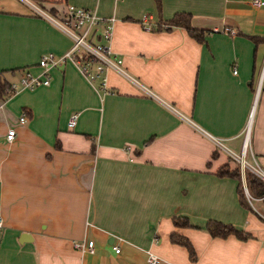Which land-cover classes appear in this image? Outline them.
I'll return each instance as SVG.
<instances>
[{
  "label": "crops",
  "instance_id": "crops-1",
  "mask_svg": "<svg viewBox=\"0 0 264 264\" xmlns=\"http://www.w3.org/2000/svg\"><path fill=\"white\" fill-rule=\"evenodd\" d=\"M250 1L0 0V72L48 78L0 99V264H146V252L156 264H264V197L248 194L229 154L245 138L244 160L264 172V0ZM65 5L114 19L109 46L130 79L107 70L100 92L70 61L41 74L40 56L71 40L34 9ZM177 12L201 41L167 25ZM223 165L237 178L217 175ZM207 220L249 238L211 237Z\"/></svg>",
  "mask_w": 264,
  "mask_h": 264
},
{
  "label": "built area",
  "instance_id": "built-area-1",
  "mask_svg": "<svg viewBox=\"0 0 264 264\" xmlns=\"http://www.w3.org/2000/svg\"><path fill=\"white\" fill-rule=\"evenodd\" d=\"M250 4L259 5V0H251ZM35 13L44 16L49 23L55 28L60 30L70 40L71 44L69 48L61 55L55 56L52 53H45L40 56L38 60V66L42 69L41 74L45 73L50 67L59 66L65 61H70L78 69L80 74L90 84H94L96 90L100 92L106 91L105 72L112 70L119 75L130 79L121 68V59L113 53L110 49V39L112 34V24L114 19L101 18L95 14L94 11L75 7L72 5H65L63 10L59 13L45 14L40 10L34 9ZM149 16L142 15L140 19L141 27L145 30H150V24L148 23ZM215 31V29H213ZM225 32L227 29H222ZM228 33H233L228 30ZM48 84V78L44 76H31L24 74L17 80L8 81V88L6 91V97L18 92L22 89H33L38 86H46ZM3 105V101H0V108ZM76 114H71L67 120V125L72 126L74 124ZM19 122L24 121L23 115L18 117ZM247 133V132H246ZM245 133V137H246ZM14 137V130L7 128L4 134V139L7 142H11ZM216 145L218 141L214 139ZM219 145V144H218ZM245 152V138L241 147L239 155H231L237 163L240 170V174L243 177L245 172L251 173L258 177L264 183V172L259 169L255 163H248L244 160ZM1 226V220H0ZM74 248L82 253L92 254L94 248L92 244L86 243H74ZM114 253H118L119 249L115 245L112 247ZM158 258L152 253L146 252L145 262L146 264H156Z\"/></svg>",
  "mask_w": 264,
  "mask_h": 264
},
{
  "label": "trees",
  "instance_id": "trees-1",
  "mask_svg": "<svg viewBox=\"0 0 264 264\" xmlns=\"http://www.w3.org/2000/svg\"><path fill=\"white\" fill-rule=\"evenodd\" d=\"M154 3L156 10L159 11L160 0H154ZM166 23L168 26L181 27L188 36L192 37L196 41H201L204 35V31L196 29L190 25V15L185 12L174 13L170 19L166 20ZM12 72L13 71H11V73ZM7 88L8 81L4 78L3 73L0 72V99L5 98ZM217 175L237 178L238 170H230L226 165H223L217 169ZM244 179L246 190L251 197H264V183L258 177L251 173L245 172ZM236 193L239 204L243 207H246L244 196L242 190L239 188V185L236 187ZM172 223L176 227H187L189 225L188 221L184 217H173ZM204 229L211 237L224 238L228 235H232L240 240L249 238L247 233L237 230L229 224L221 223L215 220H207L205 222ZM169 240L171 243L182 246L186 250L189 260L195 259L194 250L190 242L185 237L176 233H171L169 235Z\"/></svg>",
  "mask_w": 264,
  "mask_h": 264
},
{
  "label": "water",
  "instance_id": "water-1",
  "mask_svg": "<svg viewBox=\"0 0 264 264\" xmlns=\"http://www.w3.org/2000/svg\"><path fill=\"white\" fill-rule=\"evenodd\" d=\"M25 236H26V234L22 233V234H20L19 238H24Z\"/></svg>",
  "mask_w": 264,
  "mask_h": 264
}]
</instances>
